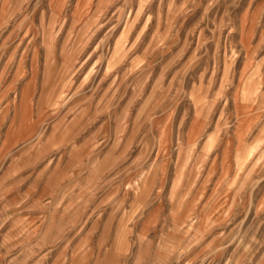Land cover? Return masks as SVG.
<instances>
[{"label": "rangeland", "instance_id": "1", "mask_svg": "<svg viewBox=\"0 0 264 264\" xmlns=\"http://www.w3.org/2000/svg\"><path fill=\"white\" fill-rule=\"evenodd\" d=\"M0 264H264V0H0Z\"/></svg>", "mask_w": 264, "mask_h": 264}, {"label": "crops", "instance_id": "2", "mask_svg": "<svg viewBox=\"0 0 264 264\" xmlns=\"http://www.w3.org/2000/svg\"><path fill=\"white\" fill-rule=\"evenodd\" d=\"M243 94H244V96H248V95L252 94V91H246V92L244 91ZM241 127H243V125H242V119H241V118H238V119H237V126H236L237 129H236V131H237V132L240 131ZM190 130H192V131H190L191 136H194V135L196 134L195 129L191 127ZM238 133H239V132H238ZM251 152H252V148H250V149L246 152V156H245V157L250 156Z\"/></svg>", "mask_w": 264, "mask_h": 264}, {"label": "bare ground", "instance_id": "3", "mask_svg": "<svg viewBox=\"0 0 264 264\" xmlns=\"http://www.w3.org/2000/svg\"><path fill=\"white\" fill-rule=\"evenodd\" d=\"M243 34V33H242ZM243 37V36H242ZM243 39V38H242ZM246 40V39H245Z\"/></svg>", "mask_w": 264, "mask_h": 264}]
</instances>
